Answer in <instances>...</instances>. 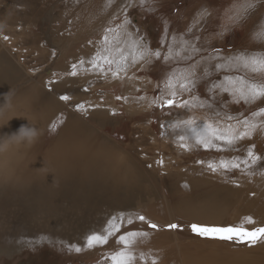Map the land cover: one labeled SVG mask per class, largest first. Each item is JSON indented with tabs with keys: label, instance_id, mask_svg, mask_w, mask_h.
I'll use <instances>...</instances> for the list:
<instances>
[{
	"label": "rangeland",
	"instance_id": "rangeland-1",
	"mask_svg": "<svg viewBox=\"0 0 264 264\" xmlns=\"http://www.w3.org/2000/svg\"><path fill=\"white\" fill-rule=\"evenodd\" d=\"M0 34L9 39L0 36V108L23 99L37 82L44 89L43 79L53 66L75 63L80 74L90 77L82 85L89 94L70 103L71 110L62 105L53 110L50 122L43 125L44 133L51 129L62 135H55L52 143L48 140L51 146L45 143L47 148H53L63 134L68 140L74 135L78 138L79 133L85 132L88 137L92 134L90 140L94 139L97 146L106 144L116 151L115 161L128 160L124 166L129 172L140 171L144 176L139 181L144 189L142 197L138 196L141 193H131L141 199L140 209L112 210L96 204L93 209L95 202L86 199L89 195L76 198L75 194L52 200L47 197L52 210L29 207L30 197L22 194L13 198L14 202L3 204V200H11L13 191L1 185L10 193L0 196V264H29L31 260L112 264L110 254L121 247L119 236L113 237L110 246L97 244L91 248L89 236L110 237L114 228L120 224L127 228L129 222L137 226L139 215L150 210L162 220L170 217L179 223V208L199 212L209 208L211 212L201 221L172 231L170 239L179 244V255L187 247L190 254L200 253L211 264H264V240L252 246L238 240L205 239L190 227L201 223L248 231L264 228V102L234 103L230 94L213 87L224 85L226 77L242 79L247 85H264V73H254L251 67L232 59L240 55L264 59V0H0ZM145 46L148 51L140 59ZM101 57L111 59L112 64L105 65ZM80 59L84 64H79ZM92 61L110 70L98 72ZM42 69L46 72L35 76ZM103 75L129 77L138 83L136 91L124 96L138 110L136 114L128 115L122 106L118 115L109 117L96 113L84 117L75 111L84 104L95 107L96 103L103 106L115 101L114 92L119 88L108 91ZM185 76L196 81L192 95L180 88L182 81L187 82ZM170 79L177 101L187 100L192 108L159 107L172 98V89L166 86ZM68 88L69 84L63 82L49 94L56 92L60 100L69 94ZM201 101L211 107H200ZM33 108L39 109L38 114L45 111L44 103H33ZM226 114L234 119L228 121ZM189 118L200 125L219 120L222 126L247 119L256 128L239 125L241 132L250 135L231 146L221 145L223 150L218 151L195 143L194 135L181 124ZM106 128L116 138L106 135ZM180 135L185 136L183 141ZM36 141L40 142L39 138ZM45 144L41 146L44 150ZM182 144L188 146L187 150ZM249 151L260 160L250 158ZM221 162L228 168L220 167ZM210 163L217 165L216 171L208 168ZM234 163L239 169L231 167ZM53 204L60 207L56 210Z\"/></svg>",
	"mask_w": 264,
	"mask_h": 264
},
{
	"label": "bare ground",
	"instance_id": "bare-ground-1",
	"mask_svg": "<svg viewBox=\"0 0 264 264\" xmlns=\"http://www.w3.org/2000/svg\"><path fill=\"white\" fill-rule=\"evenodd\" d=\"M0 36L2 39L7 38V36L3 34H0ZM84 62L83 59H80L79 64L82 65ZM73 71H75L76 75H72ZM45 72L46 70L44 69L39 70L35 73V76ZM46 75L49 76H45L43 79L44 89L41 87L40 82H37L25 93L26 95H23V99H19L17 103H6L0 108V186L5 185V187H9L10 191H13L12 193L8 192L11 194V200H7V202L3 200L2 203L14 202L13 198L22 194L23 196L28 195L30 197L28 198L29 207L40 209L45 206L43 209H47L50 205L47 204L49 202H47V197H49V200H52L53 197L59 196L61 198L63 196L65 198L68 195L75 194L76 198L87 197L86 195H89L90 198L86 199H89L88 201L92 199L93 201L91 202H95L93 209L95 208V204L98 207L107 206L108 209L112 210H121L122 208L128 209L135 206H137V209L143 207L141 206L143 203L140 205L141 199L138 198L137 195H131V193L137 194L138 192V194L141 193V195L139 194L138 196L142 197V194H144L143 187L139 186L140 179L144 178L142 175L143 172L140 173V171L136 170H130L131 172H129V169L124 166L125 161L128 160L122 159V161L119 158L118 160L120 163L115 161L114 159L118 155L116 151L112 150V148H107V146H105L106 144L97 146L94 139L90 140L92 134L88 137L85 132L82 134L79 133L78 138L74 135L71 140H68L64 137V134L63 137L61 136V132L59 133L61 134L59 136L60 138H57V144L55 143V145L53 143V148H49L51 145L47 143L54 139L55 135L58 136L59 134L56 131H50L51 129L45 134L43 125L50 122L52 114L54 113L53 110L57 109V107L62 105L69 110L70 103L73 104L76 100L85 99L87 97L86 94H89V90L83 89L82 85L88 82L90 77L80 74L79 67L75 63L71 65H60L59 67L53 66V68L48 70ZM102 78H104L106 82L105 88H107L108 91L110 89V92H112V89L115 91L119 88L120 91L116 90L114 92L115 101L103 106L100 103H96L95 107L84 104L75 111L84 117H88L92 113L109 117L110 115H118V110H120L119 107L122 106L128 115L130 112L136 114L135 112L138 110L129 105L130 103L124 99V96L131 95L136 91L135 85L138 83L129 77L127 79H117L116 76L110 77V75H103ZM63 82H67L70 86V88L66 90L71 94L66 95L69 97L67 101L62 99L57 100L59 96L56 92L54 95L49 94V92L54 93V89ZM92 89H95V87ZM73 92L76 94L72 95ZM92 93L93 94L90 95L93 97L95 94L94 92ZM57 96L58 98H56ZM33 103L39 105L44 103L45 111L41 112V114H38V112L36 113L39 109L34 111ZM36 117H39V122L36 121ZM39 131H42V134L39 133ZM105 134L110 138L112 137V139L115 137L112 135L113 133L111 134V129L106 128ZM37 138H39L40 142L47 139V142L44 141V144L46 143L49 145L48 148L45 144V150L44 147L42 149L41 146L44 144L41 145L39 141H36ZM52 141L50 143H52ZM100 141L102 143V139ZM39 143L40 145H37ZM6 191V188H0V196L2 194L8 195ZM121 192L123 196L120 194ZM70 199L74 200L75 198L73 199L72 196ZM62 200L61 202H63ZM52 202L53 201H51V203ZM43 203H46L48 206L46 207ZM88 204L91 206L90 202ZM25 205L26 209H28L27 204ZM59 207L60 206L57 205L54 206L56 210ZM74 207L72 205V208ZM48 209L52 210L51 206ZM178 210L181 213V221H179V223L176 222L180 225H186L195 220L201 221V219H204L211 213L208 212L209 208H205V210L200 212L188 208H179ZM217 215H215V217ZM144 216L147 221L160 225V229L153 230L147 227L144 221L139 222L137 226L132 224L133 222L131 221L132 223L130 224L129 222L127 228H123L124 225L120 224L116 229L114 228L113 234L110 237L104 234L108 240L106 244L112 242L114 236L115 238L120 235L127 236L130 247L125 248L118 238L121 247L118 250L115 246V249L118 251L131 252L134 256L132 264H151L153 259H156L158 264H211L205 256H200V253L190 254L186 246L182 251L183 253L181 252L182 254L179 255L176 249L179 244L176 243L177 241L174 242L170 239L173 230H168V225L170 223H176L171 220L172 218L168 217L162 220L155 210L145 212ZM130 232H135L139 235L131 236L129 234ZM144 232H147L148 235H142ZM114 254L115 252L110 255L112 256Z\"/></svg>",
	"mask_w": 264,
	"mask_h": 264
},
{
	"label": "snow or ice",
	"instance_id": "snow-or-ice-1",
	"mask_svg": "<svg viewBox=\"0 0 264 264\" xmlns=\"http://www.w3.org/2000/svg\"><path fill=\"white\" fill-rule=\"evenodd\" d=\"M107 41V37L104 38ZM147 47H144V51L140 53L139 58L144 59V54L147 52ZM155 56L159 57L160 53L155 52ZM105 65L110 66L112 64V60L109 58L101 57ZM237 63H242L245 68L251 67L254 73L261 72L264 73V59H256V58H245L243 55L232 58ZM147 62V61H145ZM231 61H229L230 63ZM93 67L97 69L98 72H105L110 69H106L101 66L98 61L91 62ZM224 65H219V67H223ZM75 67V66H73ZM72 75H76L75 71H73ZM194 75V73H189L188 76ZM188 76H185V80L187 82H181L180 88L188 92L192 95V89L196 85L195 80L188 79ZM170 89H172L171 96L172 98L166 99L159 104L161 108H167L169 110L174 107L186 108L190 109L193 107L187 100L177 101L176 96L177 92L175 91V84L173 80H169L167 85ZM216 89H219L221 93H228L232 96L234 103H240L243 101L244 103H251L257 99L264 102V85L256 86L255 84L247 85L242 79L237 78L233 80L231 77H226V83L224 85H214ZM62 100H69L68 96H62ZM207 105L211 107V104H208L207 101H201L200 107ZM264 112V109H261ZM217 116L219 114L217 113ZM226 119L228 121L233 120L234 118L230 115L226 114ZM181 124L186 127L195 137V143L199 146H202L205 149L216 148L218 151L223 150L221 145L231 146L233 142L237 139H243L250 135L249 132H241L239 125H244L249 128L255 129V124H250L247 119H243L242 121L237 119V123H226L224 126L221 125V121H217L215 124L211 122H205L203 125L197 124L194 118H189L181 122ZM179 126V125H174ZM179 139L183 141L185 136L180 135ZM187 150V145H181ZM248 156L250 158H254L255 160H260L259 156H254V154L249 151ZM247 163V161H245ZM220 167L227 169L228 165L224 162H221ZM231 167L233 169H239L238 164H232ZM208 168L216 171L217 165L208 164ZM139 220L144 221L147 224V227L153 230H159L160 225H157L154 222L147 221L145 216L139 215ZM191 231L195 233L198 237H202L205 239H213V240H221V241H233L238 240L241 243L254 246L256 243L264 240V228H257L255 231H248L243 228H238L234 226H214V225H206L201 223H192L190 225ZM168 230H182L181 225L177 223H170L168 225ZM119 231V230H117ZM131 236H137L138 233L130 232ZM142 235L147 236L148 233L144 232ZM119 240L124 245L125 248L130 247L128 243V237L125 235H120ZM108 243L107 237L100 235H91L88 238V246L91 248L97 244H106ZM77 252L80 251L79 248L76 249ZM112 264H132L134 260V256L131 252L128 251H117L114 255L111 256ZM151 264H158L156 259H153Z\"/></svg>",
	"mask_w": 264,
	"mask_h": 264
},
{
	"label": "flooded vegetation",
	"instance_id": "flooded-vegetation-1",
	"mask_svg": "<svg viewBox=\"0 0 264 264\" xmlns=\"http://www.w3.org/2000/svg\"><path fill=\"white\" fill-rule=\"evenodd\" d=\"M3 264H10V262H6V263H3ZM18 264H22V263H18ZM29 264H50V263H47V262H43L40 260V262L36 261V260H31V262Z\"/></svg>",
	"mask_w": 264,
	"mask_h": 264
}]
</instances>
